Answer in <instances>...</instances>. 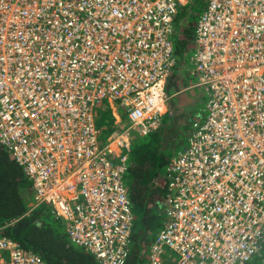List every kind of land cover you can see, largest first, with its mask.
Instances as JSON below:
<instances>
[{"label": "built area", "instance_id": "2783aa9c", "mask_svg": "<svg viewBox=\"0 0 264 264\" xmlns=\"http://www.w3.org/2000/svg\"><path fill=\"white\" fill-rule=\"evenodd\" d=\"M193 1L0 0V146L99 264H125L131 142L171 116L174 20ZM189 62L205 108L166 166V222L148 264H162L164 247L177 264H247L264 247V0H206ZM103 102L124 118L101 141ZM0 264L45 263L0 233Z\"/></svg>", "mask_w": 264, "mask_h": 264}, {"label": "trees", "instance_id": "16d2710c", "mask_svg": "<svg viewBox=\"0 0 264 264\" xmlns=\"http://www.w3.org/2000/svg\"><path fill=\"white\" fill-rule=\"evenodd\" d=\"M205 4L206 0H195L187 10L178 11L174 20L175 36H178L177 42H174L175 75L178 74V67L190 63L194 51L195 26ZM174 81L170 83L172 89H176L179 80ZM95 117L101 129L100 136L117 130L107 106L98 107ZM161 140L160 133L142 138L136 136L128 154L124 184L131 202L133 221L125 264L149 263V248L155 237L152 230L158 217V204L167 195L164 172L170 157L161 151ZM35 204L31 183L7 149L0 146L2 236L18 243L24 252L39 256L45 264H99L90 253L73 246L64 224L53 217L49 208L44 205L32 208ZM162 225L163 219L162 224L155 226L154 230ZM247 264H264V247Z\"/></svg>", "mask_w": 264, "mask_h": 264}, {"label": "rangeland", "instance_id": "374dc122", "mask_svg": "<svg viewBox=\"0 0 264 264\" xmlns=\"http://www.w3.org/2000/svg\"><path fill=\"white\" fill-rule=\"evenodd\" d=\"M193 3H195V0L192 3H187L185 6H183L184 8L180 7L178 10L179 13L183 9L187 10L189 8V6L192 5ZM177 40H178V36H174L173 37V44H174V42H177ZM191 66L192 65L190 63H186V65L184 67H182V66L180 68L178 67L176 69V71L177 72H178V70L182 71L183 68H185L186 70H190ZM187 73L188 72H185V73L181 74L180 76L184 77L187 85H189L188 79H190L191 70H190V76H187ZM192 85L193 84H191V87H190L191 89L184 92L179 98H175V99L171 100V103L173 105H175V106L178 105L180 107V109L178 111H175V109L170 105L169 101L166 102V107L168 109V113H170L171 116L169 117L168 114L163 116L162 120L165 122V124H164L163 129L160 132L161 136H162L161 151L163 152V154L166 157L171 158L178 151H180L181 149H184L187 146V135L192 128L193 122L199 115H201L200 112H203V106L205 108V105H204V100L206 99L205 92L199 88H192ZM169 93L173 94L171 89L169 90ZM97 128H98V126H97ZM98 129L100 130V128H98ZM110 134H108V135H110ZM105 135L106 134H102V136H100L99 140L104 141L105 138L108 136V135H106V136ZM29 182L31 183V190H32V193H33L34 198H35L33 183L31 181H29ZM165 200H166V196H165L164 201L159 202V204H158V208H159L158 213H157L158 217L154 221V226H153V230H152L153 234H155L154 240H155L156 236H158V234L160 233V231L162 230L163 225H164L165 207H166L165 206ZM40 205H44V204H35L34 206H32V208L38 207ZM135 216H137L136 213H135ZM162 219H163V225L161 226V228L158 227L156 230H154L155 226L160 225V223L162 224ZM60 221L64 224L65 232H66L67 231L66 223L62 220H60ZM73 246H75L79 249L81 248L75 244H73ZM163 250H164V254L162 256V264H177V261L179 259L178 255H176L174 252L170 251L166 247H164Z\"/></svg>", "mask_w": 264, "mask_h": 264}, {"label": "crops", "instance_id": "0c3cea01", "mask_svg": "<svg viewBox=\"0 0 264 264\" xmlns=\"http://www.w3.org/2000/svg\"><path fill=\"white\" fill-rule=\"evenodd\" d=\"M191 69H192V67H191ZM190 69V70H191ZM190 70H186L185 68H183V70L182 71H180V70H178V74H174V71H175V67L173 68V70H172V73H171V76H170V78H169V81L167 82V85H166V87L168 88V86H169V90L171 89L172 90V93L173 94H170L169 93V91H167V93H168V95L170 96L169 97V103H170V105L175 109V111H178L179 109H180V107L177 105V106H175V105H173L172 103H171V100H173V99H175V98H179L184 92H186L187 90H189V89H191L190 87H191V84H194L195 83V80L190 76ZM185 72H188L187 73V76H190V79H188V81H189V85H187V83H186V80H185V78L184 77H181L180 75L181 74H183V73H185ZM174 80H179L178 81V86L176 87V89H172V88H170L171 86H170V83H174L175 81ZM191 83V84H190ZM193 88V87H192ZM199 89H201V90H203L202 88H199ZM204 91V90H203ZM205 102H206V99L204 100V105H205ZM105 103V104H104ZM102 105H105V106H107V108H108V111H109V113H110V115H111V117L113 118V121H114V124L115 125H117V130L120 128V127H122V118H124V116H123V113H122V111L119 109V105L118 104H115V103H108V102H103L101 105H99L98 107H100V106H102ZM112 106V107H111ZM113 106H115V107H113ZM97 107V108H98ZM118 107V108H117ZM171 108V107H170ZM203 108H204V106H203ZM116 110H117V112H116ZM95 116H96V110H95ZM195 118V117H194ZM95 121H96V117H95ZM117 123V124H116ZM119 123H121V124H119ZM164 124H165V122H164ZM119 125H120V127H119ZM96 126H97V124H96Z\"/></svg>", "mask_w": 264, "mask_h": 264}, {"label": "bare ground", "instance_id": "6f19581e", "mask_svg": "<svg viewBox=\"0 0 264 264\" xmlns=\"http://www.w3.org/2000/svg\"><path fill=\"white\" fill-rule=\"evenodd\" d=\"M181 2H184L185 0H180ZM149 10V7H147V8H145V9H142L141 10V12H137V15H136V18H131V20H130V22L127 24V26H126V28L124 29V33L126 34V33H128V32H130V30L132 29V27L134 26V24H135V21H136V19L137 18H139V17H142L144 14H145V12H147ZM253 20H254V22H256V19H255V17H253ZM227 49H228V43H227V47H226ZM90 54V52H81V54H80V57H81V59L82 58H84V57H86V56H88ZM227 60V57H225V61ZM228 62L226 61V63H225V65L226 66H228ZM79 67V65H75L73 68H70L68 71H67V74H68V76H74L75 75V69L76 68H78ZM227 82H228V80H226ZM229 83V82H228ZM231 85V84H230ZM37 100H39V98H36ZM116 104V103H115ZM55 105L56 106H59L60 105V103L59 102H56L55 103ZM112 107V106H111ZM113 107H115V106H113ZM118 108V107H117ZM97 109V108H96ZM120 109V108H119ZM77 112H78V109H77ZM116 112H117V110H116ZM123 113V112H122ZM117 124V123H116ZM119 127H120V125H119ZM101 130V129H100ZM53 144H54V140L52 141V142H49L48 144H46L45 145V149H46V151L47 152H49L50 150H52V146H53ZM58 162L60 163V164H62V165H65V162H61L59 159H58Z\"/></svg>", "mask_w": 264, "mask_h": 264}, {"label": "clouds", "instance_id": "9594fccd", "mask_svg": "<svg viewBox=\"0 0 264 264\" xmlns=\"http://www.w3.org/2000/svg\"><path fill=\"white\" fill-rule=\"evenodd\" d=\"M203 110H204V108H203ZM200 113H202V112H200ZM163 127H164V122H163V125H162V128H161V130L163 129ZM161 130L158 132V133H160L161 132ZM190 132V131H189ZM161 134V133H160ZM189 134V133H188ZM187 137H188V135H187ZM142 138V137H141ZM131 144H132V142H131Z\"/></svg>", "mask_w": 264, "mask_h": 264}]
</instances>
